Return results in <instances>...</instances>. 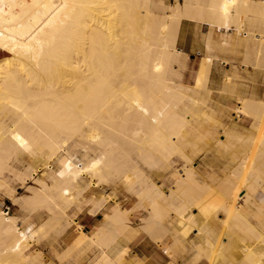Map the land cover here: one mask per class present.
Listing matches in <instances>:
<instances>
[{"label":"bare ground","instance_id":"1","mask_svg":"<svg viewBox=\"0 0 264 264\" xmlns=\"http://www.w3.org/2000/svg\"><path fill=\"white\" fill-rule=\"evenodd\" d=\"M184 18L207 26L193 85ZM0 49V178L26 157L28 178L39 163L48 171L21 200L0 181L28 212L0 209V264H51L36 246L49 239L55 264H264V96L242 90L232 62L241 53L245 70L264 71V0H0ZM220 60L237 70L213 99ZM84 137L99 154L79 169L72 143ZM118 180L134 206L79 204L101 215L86 231L76 193ZM141 232L154 259L147 244L143 258L130 253Z\"/></svg>","mask_w":264,"mask_h":264},{"label":"rangeland","instance_id":"2","mask_svg":"<svg viewBox=\"0 0 264 264\" xmlns=\"http://www.w3.org/2000/svg\"><path fill=\"white\" fill-rule=\"evenodd\" d=\"M173 1L174 0H169V2H173ZM203 30H205V27L203 28ZM199 54L194 55L191 58L197 59V57H199ZM6 55H7V52L0 49V58L4 57ZM199 63H200V60H199ZM191 70H192V75H193V80H194L197 68H196V70L195 69H191ZM184 82L189 84V85H193L192 79H190L188 76L187 77L184 76ZM212 98L217 99L218 96L215 98L213 93H212ZM244 126L248 128L250 126L249 122H244ZM83 140L85 142L82 141L81 138L79 141H81L82 143L77 141L76 145H78V144L79 145L76 148L74 147L76 145L74 143H72V151H74V153L77 152L75 155L79 156L76 160V163H77V166L79 167V169L83 168L84 161H87V158L89 157V155H94V153L99 154V152H95V150L92 146H91V148L90 147L87 148V146H89V142L86 141L85 137L83 138ZM87 143H88V145H87ZM83 148H85V149H83ZM91 158H93V157H91ZM200 159H201V157L198 159V163L200 162ZM28 160H29L28 157L20 158V161H15V162L10 164L9 169L12 167L10 170L12 171V169H14L12 171L13 173L16 170L15 173L17 172V175H19V176H17L15 173L13 175L12 173H10L11 171L8 170L7 172L4 173L3 177L0 178V181H2V183L8 185L12 189V192L15 195L14 199H16V200H21L25 196V193H27V191H29V190H26V189H28L27 187H29L30 185H35V179L36 178H38L39 176L44 175V174L47 175V173H48L47 167L43 163H39L35 166V170H37L36 177L35 178L33 177L31 179L28 178V176H27L28 175L27 173L29 172ZM53 166H54L53 161H51V164L48 165V168L52 169ZM173 166H175V164H173ZM44 168H45V170H44ZM87 169H89V168L84 169L83 175H82L83 176V182H85V184L87 182L92 181L90 176L87 175V174H89V170H87ZM17 170H19L20 174H18ZM177 170L181 171V168H177ZM23 171L26 173V175ZM86 171H88V173ZM22 172H23V174H22ZM180 174H183V173L180 172ZM20 175L22 177H20ZM24 175L27 176L26 179H28V180L23 182L22 180L25 179ZM169 175H170V173H167V171H164L162 178L157 181L158 185L161 187V189L164 191V193L165 194L167 193L166 196H168L170 194V191H171V190H169L170 188H168V187H170V184L168 186ZM15 176L19 178V181H18V178L15 179L16 178ZM113 186H114V188H113ZM114 190H116V191H114ZM2 193L3 192L0 193V203H2V204H0V209L2 211H6L7 207H8L9 213H11V215L18 216L21 219H24L25 217L28 216L27 209L25 208L26 206H24V205L22 206V204H20L19 202H15V201L11 200L8 196H5L4 193L2 195ZM101 194H102V196H101ZM103 195H104V197H109L110 202L119 203L122 207H124L126 205L124 208H131L135 204L132 195L130 193H128V191L123 187L120 180H118V182L116 181L114 184H106V185H100V186L95 185V181H94L93 183L90 184V186H89L88 190L85 192V194L82 191H79L78 193H76L75 202L71 206V209H70L71 213L73 214L77 210V207L79 206V204L83 205V207H85L87 205L88 200H90L91 198H94V197L100 198V197H103ZM127 195L128 196L131 195V197H128ZM243 195H245V193L242 192L240 194V196L244 197ZM241 200L242 201H240V204H243L245 201L243 199H241ZM83 209H85V208H83ZM76 213L77 214L75 215V217H73V219L76 220V222L78 221L81 224H83L85 226L86 231H91L93 226L95 225L94 223L98 222L101 219V215L95 217L87 211L77 210ZM132 213L133 214L137 213V211H132ZM22 216L24 218H22ZM44 216H40L36 220L39 219L40 221H42ZM39 220H38V222H40ZM141 234H142V232L139 234L140 237H138L140 240L137 238L138 239L137 244L135 243V245L131 246L130 253H133V256L136 255V257H139L140 259L143 258V256H142L143 251L141 250V246H143L144 244H147L148 249L145 250L144 254L148 260L154 259L155 255H156L155 244L150 243L149 237H147L144 234L143 235H141ZM106 236L108 237L109 234H107ZM141 237H142V239H141ZM71 239H72V235H68L65 238L59 237L57 239V246L59 245L58 247L63 248L66 245V243L71 241ZM49 240H47V243L45 240H42L39 243H37L36 246H37V248L41 249L45 253V255H46L45 257H46V259H48V262H50L51 264H55L54 263L55 259L52 256V250H51V245L49 243L50 242ZM43 243H45V244H43ZM87 253L89 256V255H91L92 252L88 251ZM185 259H187V257H185ZM185 259L179 257L177 264H190L189 260L188 259L185 260ZM161 260L162 261H160L161 262L160 264H168L167 259L162 258ZM69 264H72V262ZM200 264H203V263H200Z\"/></svg>","mask_w":264,"mask_h":264},{"label":"crops","instance_id":"3","mask_svg":"<svg viewBox=\"0 0 264 264\" xmlns=\"http://www.w3.org/2000/svg\"><path fill=\"white\" fill-rule=\"evenodd\" d=\"M193 22H194V24H193ZM197 24L198 23H196V21H193V20L191 21V20L186 19V18H184V20L182 19V21H181L182 26L180 25L179 35H178V43H177L178 47L181 50H183V52H185L187 54V56L189 57L188 67L186 68L184 73H185V77L188 76L190 79H192L193 83H194V80H193V75H192L191 69L198 68L199 59L201 56L204 55L205 46H204L203 35L207 30L206 25L203 24L201 26L200 25L198 26ZM204 27H205V30H203ZM195 29L197 31L198 30L199 31L195 32L196 31ZM179 41H181V42H179ZM197 54H199V57H197V59L191 58L192 56L197 55ZM223 55L225 57H227V56L228 57H230V56L236 57V55L233 56L232 53L231 54L230 53L222 54V56ZM237 57H239V58H235L236 61H235V59H232L233 60L232 62L234 65H237L235 67L238 69V71H240V74L245 78V79L244 78L242 79V81L244 80L243 81L244 85H243V87H241L242 90H246V91H249L251 93L255 92L259 97L263 98V96H264V71H255V70H253V68H249V69L245 70L244 69L245 67L243 66V64L241 62H238L242 58L241 53L239 55H237ZM235 67L232 65H229V64H225L222 60L218 61V63L215 62L213 64V66L211 68V75H210V79L213 81L211 82V80H210V83H211L210 85L213 86V84H214V86L212 87L213 88L212 92L214 91L213 95L215 97H217V94L219 93L218 92L219 89L217 90L215 88H217V87L219 88L220 86L222 87V85L224 84L225 76L231 75L234 72V70L236 71L237 69H234ZM252 70L254 71V73ZM84 211H86V210H84Z\"/></svg>","mask_w":264,"mask_h":264},{"label":"built area","instance_id":"4","mask_svg":"<svg viewBox=\"0 0 264 264\" xmlns=\"http://www.w3.org/2000/svg\"><path fill=\"white\" fill-rule=\"evenodd\" d=\"M7 212H9V208L7 207V210H6Z\"/></svg>","mask_w":264,"mask_h":264}]
</instances>
